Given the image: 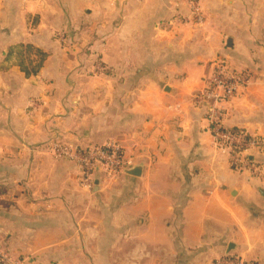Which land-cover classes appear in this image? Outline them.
Masks as SVG:
<instances>
[{
  "label": "crops",
  "instance_id": "0c3cea01",
  "mask_svg": "<svg viewBox=\"0 0 264 264\" xmlns=\"http://www.w3.org/2000/svg\"><path fill=\"white\" fill-rule=\"evenodd\" d=\"M199 6L196 23L185 0H0L1 251L23 264H264V155L247 157L255 173L233 170L193 100L218 66L244 73L222 125L264 138V0ZM21 46L46 55L37 75L19 68ZM54 140L114 142L140 176L98 170L89 191Z\"/></svg>",
  "mask_w": 264,
  "mask_h": 264
},
{
  "label": "built area",
  "instance_id": "2783aa9c",
  "mask_svg": "<svg viewBox=\"0 0 264 264\" xmlns=\"http://www.w3.org/2000/svg\"><path fill=\"white\" fill-rule=\"evenodd\" d=\"M202 0H185L189 7V16L184 19L200 23L202 20L200 2ZM99 71L102 69L97 66ZM246 75L233 72L218 66L212 76L205 81L204 88L194 95L196 104L204 106L205 119L209 124V131L213 144L217 149L226 151L230 159V167L236 171L251 170L257 172L256 167L248 161L250 153L264 155V138L246 134L243 131L234 133L222 125L225 105L247 84ZM51 151L55 158L66 159L76 163L80 170V183L85 189H93V176L101 170L107 175L123 174L128 168L122 148L108 142L102 146H93L79 150L64 144L59 140L51 143ZM0 264H23L22 261L9 256L0 250ZM214 264H251L238 259H220Z\"/></svg>",
  "mask_w": 264,
  "mask_h": 264
},
{
  "label": "trees",
  "instance_id": "16d2710c",
  "mask_svg": "<svg viewBox=\"0 0 264 264\" xmlns=\"http://www.w3.org/2000/svg\"><path fill=\"white\" fill-rule=\"evenodd\" d=\"M18 50L17 57L18 66L26 76H35L38 74L46 55L38 49L31 46H21ZM24 56L27 60L24 59ZM32 57L30 60L29 58ZM232 131V130H231ZM232 132L237 133L240 130H233Z\"/></svg>",
  "mask_w": 264,
  "mask_h": 264
},
{
  "label": "water",
  "instance_id": "95a60500",
  "mask_svg": "<svg viewBox=\"0 0 264 264\" xmlns=\"http://www.w3.org/2000/svg\"><path fill=\"white\" fill-rule=\"evenodd\" d=\"M140 172H141V167L140 166H136L134 168H131L129 170H126L124 173L133 176V177H139L140 176ZM96 184V182H95Z\"/></svg>",
  "mask_w": 264,
  "mask_h": 264
}]
</instances>
